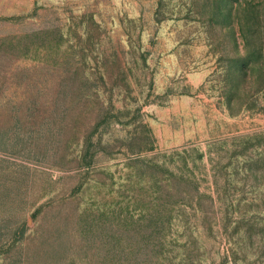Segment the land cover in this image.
Returning <instances> with one entry per match:
<instances>
[{"label":"rangeland","instance_id":"1","mask_svg":"<svg viewBox=\"0 0 264 264\" xmlns=\"http://www.w3.org/2000/svg\"><path fill=\"white\" fill-rule=\"evenodd\" d=\"M0 264H264V0H0Z\"/></svg>","mask_w":264,"mask_h":264}]
</instances>
